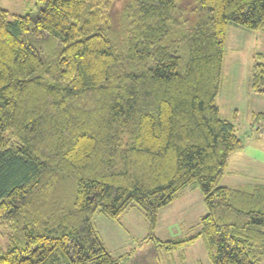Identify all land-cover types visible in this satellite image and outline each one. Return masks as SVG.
I'll list each match as a JSON object with an SVG mask.
<instances>
[{"label": "trees", "instance_id": "1", "mask_svg": "<svg viewBox=\"0 0 264 264\" xmlns=\"http://www.w3.org/2000/svg\"><path fill=\"white\" fill-rule=\"evenodd\" d=\"M38 1L0 4V264H120L94 215L137 207L152 231L188 186L200 233L156 247L201 236L211 264H264V184L219 185L244 145L216 105L228 27L264 32V0ZM250 88L264 96L259 54Z\"/></svg>", "mask_w": 264, "mask_h": 264}, {"label": "rangeland", "instance_id": "2", "mask_svg": "<svg viewBox=\"0 0 264 264\" xmlns=\"http://www.w3.org/2000/svg\"><path fill=\"white\" fill-rule=\"evenodd\" d=\"M0 4L11 15L9 19L34 12L40 6L38 0H0ZM51 47L56 49L58 45L54 42ZM258 54L264 60V32L230 24L216 105L222 119L231 121L235 115L236 135L244 149L230 155L220 186L240 188L264 184V141L254 131L264 124L258 125L252 120L254 115L264 114V96L254 94L250 88L253 57ZM205 214L199 189L188 186L159 210L152 231L137 207L126 210L118 220L96 213L92 225L108 253L114 258H123L120 264H211L201 236L193 244L173 252L157 248L150 239L167 242L195 236L200 233L199 223ZM10 234L9 228L0 224L3 251L10 244Z\"/></svg>", "mask_w": 264, "mask_h": 264}]
</instances>
